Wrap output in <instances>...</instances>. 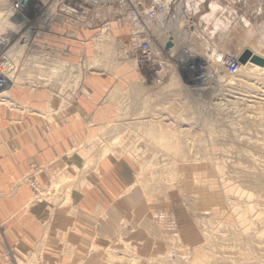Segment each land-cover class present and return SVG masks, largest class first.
I'll use <instances>...</instances> for the list:
<instances>
[{
	"label": "rangeland",
	"instance_id": "rangeland-1",
	"mask_svg": "<svg viewBox=\"0 0 264 264\" xmlns=\"http://www.w3.org/2000/svg\"><path fill=\"white\" fill-rule=\"evenodd\" d=\"M163 5L164 18L149 22L148 6L137 1V24L120 40L121 48L102 26L86 41L87 54L82 50L69 58L78 64L83 57L84 81L107 77L123 64L134 75L125 82L109 80L99 98L110 104L108 120L82 145L91 156L121 163V209L149 218L130 220L138 224L137 235L122 239L120 264H264V67L247 63L227 75L215 61L218 54L238 58L245 49L264 58V0H164ZM48 6L0 0V36L8 40L5 51L17 56L0 106L18 109L13 88L62 90L52 75L50 84L34 81L50 46L42 40L51 29L45 21ZM139 31L158 48L173 43L160 58V80L144 72L143 77L123 54L130 35ZM63 101L60 108L69 107ZM42 189L41 200L49 194ZM123 195H132L133 203L125 204ZM145 222L150 236L140 226ZM138 237L151 250L141 249ZM25 260L30 261L16 255L18 264Z\"/></svg>",
	"mask_w": 264,
	"mask_h": 264
},
{
	"label": "crops",
	"instance_id": "crops-1",
	"mask_svg": "<svg viewBox=\"0 0 264 264\" xmlns=\"http://www.w3.org/2000/svg\"><path fill=\"white\" fill-rule=\"evenodd\" d=\"M56 1L38 0L50 6ZM137 1L148 8L164 2L61 0L59 10L71 17L84 15L87 27L68 40L70 25L63 15L42 40L55 48L68 45L70 59L82 50L86 53V41L102 26H107L119 43L137 24ZM119 45L121 48V42ZM56 69L62 66L58 64ZM100 75L86 79L83 94L75 99L69 93L60 96L50 87L36 91L13 88L10 93L18 109L0 106V256L10 248L18 258L30 260L22 264H120L122 239L138 230V226L133 228L138 224L130 220H149L140 212L121 209V163L91 156L82 146L98 133V125L108 120L110 104L99 98L108 90L109 80L117 78L119 83L134 78L125 64L107 77ZM63 96L70 103L67 108H60ZM31 168L40 186L49 192L41 201L33 200L24 181ZM123 196L125 204L135 199ZM124 223L131 226L125 229ZM141 225L150 236L147 222ZM138 240L144 243L141 249L150 248L144 239Z\"/></svg>",
	"mask_w": 264,
	"mask_h": 264
},
{
	"label": "built area",
	"instance_id": "built-area-1",
	"mask_svg": "<svg viewBox=\"0 0 264 264\" xmlns=\"http://www.w3.org/2000/svg\"><path fill=\"white\" fill-rule=\"evenodd\" d=\"M115 1L122 3L125 0ZM45 6L46 4H41V8L46 10ZM59 6H61V0H58L52 6L49 5L47 7L48 16L47 20L45 21L48 22L49 27H51L55 22H57L58 18L66 15L67 22L70 25V30L67 32L66 38L68 40H74L76 37L75 32L87 27L86 17L84 15L78 18L68 16L67 14H64L63 11L59 10ZM164 11V5L157 4L153 7H150L144 13L147 20L155 21L164 14ZM46 22H43V24H46ZM7 44L8 40L5 37L0 36V90H4L9 85L11 82L10 79L15 76V70L17 69V56L15 52L11 53L10 51H5ZM162 46L161 48H158L157 45L152 42L145 33L139 31L138 34L132 33L130 35L127 45L124 47L125 49L123 50V54L125 53V55H128L130 57V61L134 60V63L138 70H140L139 72L141 75L146 73V75H144L147 78L149 77L150 79L156 81L161 79L160 73L163 70L164 65L162 61H160V58H163V55L166 54L164 50V44ZM44 55L45 57H43L42 60L44 59L45 61H41V63L45 66H40L42 68V74H38L37 68L34 71V75H36L34 81L36 84H38L40 80L47 84L52 83L50 80V76L52 75L53 80H55L54 83H56L57 87L62 89L56 92L57 94H60V96L64 93L73 95L74 92L81 90L80 86L82 82H85L84 80L86 78V74L88 73L82 56L79 58L78 64H72L68 60L70 56V49L68 45H63L58 48L49 46L48 53ZM217 56L219 57L216 58L215 61L225 74L234 75L237 73L241 65L238 62V58L229 55L225 56L223 54H218ZM125 60L129 59L127 58ZM58 64L62 66L61 70L56 69ZM35 67H37V65ZM76 83H78L77 87L75 86ZM63 100V102L66 104L67 98L65 96H63ZM26 181L33 195V199L36 201H41L42 195L45 193V191L35 179L32 168L26 178ZM1 260L3 264H18L16 261V254L10 248L5 250L1 256Z\"/></svg>",
	"mask_w": 264,
	"mask_h": 264
},
{
	"label": "water",
	"instance_id": "water-1",
	"mask_svg": "<svg viewBox=\"0 0 264 264\" xmlns=\"http://www.w3.org/2000/svg\"><path fill=\"white\" fill-rule=\"evenodd\" d=\"M173 47V43L168 40L166 42L164 50L168 51ZM238 62L241 65H246L247 63H250L252 65L258 66V67H264V58L252 53L250 50L245 49L240 56L238 57Z\"/></svg>",
	"mask_w": 264,
	"mask_h": 264
},
{
	"label": "bare ground",
	"instance_id": "bare-ground-1",
	"mask_svg": "<svg viewBox=\"0 0 264 264\" xmlns=\"http://www.w3.org/2000/svg\"><path fill=\"white\" fill-rule=\"evenodd\" d=\"M8 52V51H7ZM215 58H217V57H215ZM240 68H245V65H240V67H239V69ZM255 68L256 69H258L259 67L258 66H255ZM261 68H263V67H261ZM11 83V82H10ZM10 83H9V85H10ZM9 85L4 89V90H0V95H4L6 92H4V91H6L7 89H8V87H9ZM1 91H3V92H1Z\"/></svg>",
	"mask_w": 264,
	"mask_h": 264
}]
</instances>
